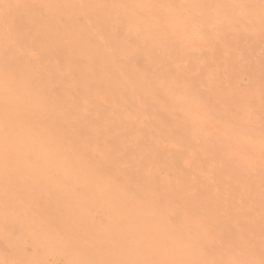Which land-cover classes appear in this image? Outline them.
<instances>
[{"label": "snow or ice", "instance_id": "snow-or-ice-1", "mask_svg": "<svg viewBox=\"0 0 264 264\" xmlns=\"http://www.w3.org/2000/svg\"><path fill=\"white\" fill-rule=\"evenodd\" d=\"M0 264H264V0H0Z\"/></svg>", "mask_w": 264, "mask_h": 264}]
</instances>
